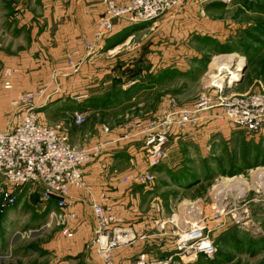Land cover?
Instances as JSON below:
<instances>
[{"label":"rangeland","instance_id":"1","mask_svg":"<svg viewBox=\"0 0 264 264\" xmlns=\"http://www.w3.org/2000/svg\"><path fill=\"white\" fill-rule=\"evenodd\" d=\"M110 1L122 6L120 0H0V86L7 91L22 84L26 90L12 94L13 120L0 130L14 131L30 106L39 108V124L61 127L69 146L90 157L82 165L86 187L79 190L89 189L86 167L108 144L125 142L124 151L142 148V170L134 158L122 173H131L133 184L157 191L152 199L162 201L174 225L169 236L176 249L179 235L203 227L215 254L200 257V264H264V129L254 134L234 128L221 120L219 107L222 100L264 95V0H209L204 11V0H185L152 22L115 19L111 32L104 33ZM220 55L229 57L212 66ZM208 98L212 108L200 109ZM48 103L62 110L43 112ZM214 109L221 111L213 121L198 119ZM78 116L84 118L81 124ZM99 133L117 134V139L88 145L87 139H98ZM162 133L168 142L152 155L156 147L148 142ZM173 146L176 161L157 172ZM146 175L153 180L137 181ZM183 175L198 183L178 189L172 177ZM16 192L19 200L11 208L0 199V264H82L60 255L51 243L60 226L64 236L73 237L64 222L68 203L61 210L58 198L44 201L42 185ZM98 205L110 208L93 204L96 229ZM112 218L110 224L119 222ZM176 220L185 228H177ZM174 259V264L191 262Z\"/></svg>","mask_w":264,"mask_h":264},{"label":"built area","instance_id":"2","mask_svg":"<svg viewBox=\"0 0 264 264\" xmlns=\"http://www.w3.org/2000/svg\"><path fill=\"white\" fill-rule=\"evenodd\" d=\"M122 6L109 2L108 18L102 22L101 30L110 33L113 20L128 19L130 23L152 22L180 8L185 0H120ZM200 109L212 108L213 101L202 100ZM221 120L234 128L247 133L257 134L264 129V95L255 94L222 100ZM17 128L9 133L0 130V199L6 208L13 207L19 200L17 190L22 187L42 185L43 200L50 202L58 198V208L65 209L72 189L86 187L83 180L82 165L90 160L85 153L73 150L61 133V127L54 129L44 127L36 119V106H30ZM39 109V108H38ZM37 109V110H38ZM81 124L84 118L77 117ZM189 113L185 114L186 123ZM185 124V125H186ZM168 142L166 133L152 137L148 145L156 147L151 153L158 155L160 149ZM166 157V154H163ZM162 156L160 158H163ZM149 175L140 176L137 181H152ZM99 227L96 229V251L108 264H112L115 250L131 245L136 241V234L129 228L114 225L107 228L112 218L111 209L96 206ZM107 215L108 220L105 219ZM186 230V229H185ZM182 233V232H181ZM207 233V232H206ZM204 228H196L189 233L179 235L176 254L182 262H189L200 257L215 254L211 241ZM173 258V257H172ZM172 258L165 262H146L140 258L137 264H170Z\"/></svg>","mask_w":264,"mask_h":264},{"label":"crops","instance_id":"3","mask_svg":"<svg viewBox=\"0 0 264 264\" xmlns=\"http://www.w3.org/2000/svg\"><path fill=\"white\" fill-rule=\"evenodd\" d=\"M208 1L209 0H204V2H201L200 7L202 11H204V6H209L207 4ZM24 71H27V68H24ZM154 83L157 85V81H154ZM19 91H26L22 84H18L14 89L7 91L0 86V128L3 130H7L11 126L13 114L10 100L14 96L12 94ZM57 97L58 96H56L52 102L57 99ZM47 106V109L43 112H50L51 110L60 112V110H62V107L56 103L53 105L52 103H48ZM220 111L219 109L207 111L200 114L199 117L201 118L198 117V119L204 120V118H206L208 121H213L215 114L220 113ZM212 124L213 122H211L209 126H206L205 130L211 128ZM202 131L199 130V132ZM99 135L98 139L97 136H90L87 139L88 145L91 146L102 139H117V134L114 135L113 133H99ZM124 144L125 142L121 141L108 144L101 158L86 167V179L89 189H73L71 191V195L67 201V210L64 211V218H66L64 222H66L69 231L73 232V237L67 238L64 236L61 232L62 226H60L58 227L60 233H56L51 241L57 252L64 257L71 258V261L79 259L82 264H105L96 250L91 247L96 229L93 210L94 203H100L110 207L112 215L119 221L115 225L132 227L138 238L132 245L115 250L112 254V264H136L140 257L147 259V261H160L170 259L174 256L175 261L179 259L176 256L178 251L174 245V238L169 236V231L174 225L168 223L162 201L160 199L155 201L156 198L152 199V195L157 194V191L154 192L153 188L133 184L132 178L129 176L131 173L128 175L127 173H122L124 167L129 165L130 160L134 158L136 159V163L140 164L139 169L143 167L144 164L140 162L142 148H132L129 151H124ZM168 153L169 156L167 158L166 155L165 158L167 159L165 161L163 160V164L155 168L157 172L162 169L164 170L165 167L169 165L168 163H174V161H176L175 157L178 150H174V146L168 149ZM138 158H140V161ZM115 170L118 172H115ZM125 178L128 180L127 183L123 181ZM190 178L189 176L183 175L174 176L172 180L176 183L174 184L175 187L182 191H187L198 183H191ZM165 201L166 204H169L168 208H170L172 198L170 197V200ZM52 204L53 202L46 203L45 207L50 208ZM156 206L159 208L158 210ZM156 213L157 215H155ZM155 216L160 218L157 220ZM49 221L50 223L52 222L51 220ZM54 222L56 221L54 220ZM177 226L179 229L185 228L183 221L176 220V227ZM202 259L203 258L192 260L189 264H200V262H202L200 260ZM174 263L175 262H172L170 264Z\"/></svg>","mask_w":264,"mask_h":264},{"label":"bare ground","instance_id":"4","mask_svg":"<svg viewBox=\"0 0 264 264\" xmlns=\"http://www.w3.org/2000/svg\"><path fill=\"white\" fill-rule=\"evenodd\" d=\"M226 57H229L228 55H220V56H216V57H214L213 58V62H212V66L213 65H217V63H219V60H221V59H223V58H226ZM245 62V59L244 58H242V64ZM261 170H264V168L263 169H261ZM227 181H233V180H230V179H228ZM244 182V181H243ZM242 183V182H241ZM223 187L224 186H222V188L221 189H223ZM191 212V211H190Z\"/></svg>","mask_w":264,"mask_h":264},{"label":"trees","instance_id":"5","mask_svg":"<svg viewBox=\"0 0 264 264\" xmlns=\"http://www.w3.org/2000/svg\"><path fill=\"white\" fill-rule=\"evenodd\" d=\"M204 259V258H203Z\"/></svg>","mask_w":264,"mask_h":264}]
</instances>
